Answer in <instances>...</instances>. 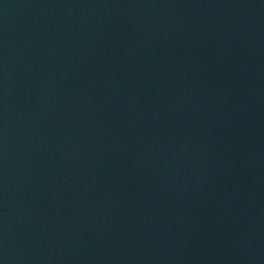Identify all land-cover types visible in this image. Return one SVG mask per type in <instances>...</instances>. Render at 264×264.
<instances>
[{"label":"water","instance_id":"water-1","mask_svg":"<svg viewBox=\"0 0 264 264\" xmlns=\"http://www.w3.org/2000/svg\"><path fill=\"white\" fill-rule=\"evenodd\" d=\"M0 264H264V0H0Z\"/></svg>","mask_w":264,"mask_h":264}]
</instances>
